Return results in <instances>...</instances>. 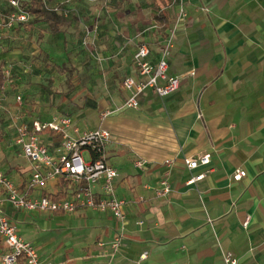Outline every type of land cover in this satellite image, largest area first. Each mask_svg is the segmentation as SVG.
<instances>
[{
  "label": "crops",
  "instance_id": "1",
  "mask_svg": "<svg viewBox=\"0 0 264 264\" xmlns=\"http://www.w3.org/2000/svg\"><path fill=\"white\" fill-rule=\"evenodd\" d=\"M140 1L112 5L99 24L97 7L79 6L84 22L98 27L92 38L105 60L100 68L87 57L82 64L79 57L71 94L56 106L71 104L78 110L73 118L80 121L87 115L94 118L92 127L76 122L82 131L103 127L112 133L107 161L118 170L116 194L127 201L124 220L90 209L27 213L7 202L3 209L20 236L52 264H224L226 253L238 264H264V0H185L188 16L168 60L169 75L181 78L180 89L165 98L148 91L138 108H122L129 97L122 82L137 76V45H149L155 62L162 42L155 30L136 36L155 23V11L144 10ZM167 10L172 18L175 8ZM52 25L39 19L33 27L43 26L47 35L63 42L82 39V25L65 13L54 36ZM12 30L1 32L0 42ZM67 55L55 56L76 65ZM82 91L85 97L74 96ZM41 95L45 100L49 92ZM38 101L24 114L26 120L48 122L60 114L50 110L52 102ZM105 112L111 114L103 118ZM10 123L17 154L0 149L5 164L0 168L25 190L31 164L16 146ZM203 154L210 155V164L189 170L186 160ZM137 160L146 162V168H137ZM237 169L247 173L239 182L232 178ZM203 173V180L187 184ZM164 177L173 189L167 198L155 194ZM60 189V181L54 180L42 194L56 195ZM120 233L124 239L114 250Z\"/></svg>",
  "mask_w": 264,
  "mask_h": 264
},
{
  "label": "built area",
  "instance_id": "2",
  "mask_svg": "<svg viewBox=\"0 0 264 264\" xmlns=\"http://www.w3.org/2000/svg\"><path fill=\"white\" fill-rule=\"evenodd\" d=\"M23 1L25 0H9L12 10L4 20H0V33L31 21L32 14L24 6ZM43 2L48 10L63 12L59 8L50 7L45 0ZM169 8H175V13L171 18L168 37L162 39L160 44L158 60L150 61L152 49L149 45L145 43L137 45L133 56L137 76L126 77L122 82V88L129 93L122 108H138L141 97L148 91L165 98L181 87V78L168 73V60L175 47L178 30L188 16L185 0H172L167 9ZM64 13L67 15L68 11ZM153 28L157 30L156 23ZM97 31V26L93 29L86 28L87 39ZM87 39L84 42L86 46L91 44ZM92 57L100 64L105 60L97 52L92 53ZM5 76L7 78L6 73ZM5 91L6 86L0 88V93ZM23 103V97L18 96L19 109ZM110 114L105 112L102 116L106 118ZM11 117L15 128V144L29 160L31 175L26 189L21 190L20 186L0 168V240L5 244V250L0 251V264H19L21 259H24L26 264H52L42 260L36 247L20 236L17 225L9 219L3 209L5 202L27 213L42 211L74 214L79 210L90 209L108 213L117 221L124 220L127 201L118 198L115 187V181L119 176L118 170L107 161V146L113 138L108 129L100 127L82 131L73 117L63 114H56L48 122L30 121L25 120L17 109ZM57 144L58 146L53 149L52 147ZM85 153L89 154V160H86ZM210 161V155L203 154L188 159L185 163L189 170L195 171L201 166H208ZM167 164L171 166L172 162L168 161ZM135 166L144 169L147 163L137 160ZM246 175L245 170L237 169L232 178L239 182ZM205 177V173L193 175L187 184L194 185ZM54 180L71 184L66 198L56 200L42 194L48 183ZM172 190L170 179L164 177L155 194L157 197L167 198ZM35 191H39L40 194H33ZM249 222L250 218L245 221V228L248 227ZM123 239L124 235L120 233L113 242L112 248L118 250ZM223 259L224 264L239 263L231 253H226Z\"/></svg>",
  "mask_w": 264,
  "mask_h": 264
},
{
  "label": "rangeland",
  "instance_id": "3",
  "mask_svg": "<svg viewBox=\"0 0 264 264\" xmlns=\"http://www.w3.org/2000/svg\"><path fill=\"white\" fill-rule=\"evenodd\" d=\"M8 1L9 0H0L1 21L4 20L8 14L5 13L10 8ZM131 1L132 0H94L89 2L85 0H54L51 5H49L50 7L68 11L67 16L73 18L79 25H82V39L80 40L81 37L77 39V42L79 41L78 44L76 42L72 43L71 38H68V41L65 39V42H63V38H56L53 40L52 37L47 35L49 29L43 26L39 29L28 27L22 30L18 28L6 33L0 42V65L3 64L4 72L7 74L6 91L0 93L1 150L4 148L7 149V152L11 156H16L17 154L14 142H12V136L10 135V122H12V114L16 113L17 109L18 111L20 110L17 104L18 96H22L23 99L28 102L27 106L30 108H27V111L32 110L33 107L37 106L38 100H41L52 102L53 109L50 110L54 111L55 109H59L61 112L64 110L73 115L77 114L78 110L72 107L71 104L65 107L63 106V108L62 106L61 108H57L56 106H58L57 104H59L66 93L71 94V92H69L73 87L71 81L76 79L73 73L75 66H79V57H83V60L87 57L94 62L96 60L93 59L92 53L97 52L102 57L104 55L97 43V39L92 38V35L87 39L86 28H91V26L84 22L79 6L92 5L97 7L99 13L96 15L95 23L99 24V22H102L103 12L108 15L109 8L112 5L118 7V4H123V2H128L130 4ZM140 3L144 7V10L148 12L155 11L147 0H141ZM114 30L119 33L118 27L114 26ZM153 30L156 31L152 24L141 34L136 36L140 38L145 35V33ZM86 39L91 44L86 46L84 44ZM61 52L68 53L69 57L74 58V60L76 59L74 62L77 64L72 65L70 62L63 61V59H57L55 55L61 54ZM81 63L85 65L86 60L81 61ZM96 63L101 68V64L98 63V61H96ZM67 72L69 74H67ZM75 76L77 75L75 74ZM44 92H49L45 100L41 95ZM85 95L84 91H82L76 93L74 96H81L82 98L85 97ZM39 96L41 98H39ZM90 112H94V110H90ZM93 120L94 118L92 119V117L90 118L88 115L81 121L74 118L75 123L77 122V125L82 128L86 127V125L92 127L94 125ZM89 157V154L85 153L86 160H89ZM4 160H6V158H4ZM4 165L3 162H0L2 168Z\"/></svg>",
  "mask_w": 264,
  "mask_h": 264
},
{
  "label": "trees",
  "instance_id": "4",
  "mask_svg": "<svg viewBox=\"0 0 264 264\" xmlns=\"http://www.w3.org/2000/svg\"><path fill=\"white\" fill-rule=\"evenodd\" d=\"M48 4L51 3L54 0H45ZM152 7L155 9V13L153 14L154 22L158 26L156 32L158 36L162 39L168 37V31L171 27V13L169 10L165 9L168 7V4L172 2V0H147ZM24 6L29 10L32 14V20L28 24L20 25L17 27H33L34 23L38 22L39 19H43L45 21H50L53 23L51 26V33L53 36L57 33L58 29L55 27H58L61 25V22L64 21V13L55 12L48 10L43 2V0H25L23 1ZM12 9H8L5 13H10ZM18 29V28H15ZM54 40V39H53ZM7 84V78L4 73V66L3 64L0 65V88L4 87ZM26 105H28V102L24 100V103L22 107L20 108V114L24 118V114L28 112L26 109L28 108ZM30 111H33L30 110ZM31 113V112H30ZM60 114L72 116L71 113H68L64 110L62 112L60 111ZM25 119V118H24ZM26 120V119H25ZM34 119H30L32 121ZM60 191L56 195L46 194L44 193V196L51 197L53 199H63L68 196V191L71 189V184L67 182H60ZM5 250V244L3 241L0 240V251ZM19 264H26L24 259H21L19 261Z\"/></svg>",
  "mask_w": 264,
  "mask_h": 264
}]
</instances>
